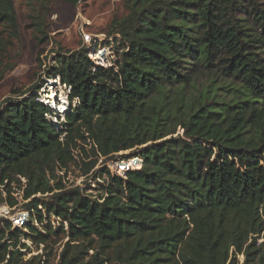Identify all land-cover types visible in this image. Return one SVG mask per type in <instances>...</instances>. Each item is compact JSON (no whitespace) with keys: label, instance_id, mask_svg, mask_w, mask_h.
<instances>
[{"label":"trees","instance_id":"trees-1","mask_svg":"<svg viewBox=\"0 0 264 264\" xmlns=\"http://www.w3.org/2000/svg\"><path fill=\"white\" fill-rule=\"evenodd\" d=\"M262 6L126 0L128 14L109 34L118 35L119 75L94 64L85 48L59 52L47 66V78H59L77 101L64 122L49 118L55 109L38 86L0 103V207L18 205L13 186L25 180L19 191L30 214L21 226L0 219V264H45L62 235L59 264H82L77 256L89 251L85 264H240L238 256L264 264ZM0 26L17 36L13 0H0ZM95 54L101 61L104 53ZM99 123L93 153L128 151L136 138L143 164L126 163L134 169L126 178L105 169L94 199L66 191L58 173L78 165L80 142L89 144L84 131ZM26 242L44 254L25 260Z\"/></svg>","mask_w":264,"mask_h":264},{"label":"rangeland","instance_id":"rangeland-1","mask_svg":"<svg viewBox=\"0 0 264 264\" xmlns=\"http://www.w3.org/2000/svg\"><path fill=\"white\" fill-rule=\"evenodd\" d=\"M256 1L264 7V0ZM13 2L17 17V36L14 37L7 27L0 26V43L4 44H0V103L9 98L27 96L31 89L38 86L40 87L38 97L57 112H53L54 116L49 118L54 123H62L66 113L63 114L60 110L61 106L66 107L67 110L75 107L77 101L70 103V91L61 84L59 78L56 80L47 78V66L55 65L54 57L59 52L72 56L85 48L94 64L104 66L111 75H119L114 73H118L121 67L118 62L120 55L118 53L121 52L118 51V45L115 43L118 35L109 34L111 24L127 16L126 0H85L78 6L67 4L62 0H13ZM96 52L104 53L101 60L104 63L94 59ZM111 85L114 89L118 88L114 81H111ZM103 132L100 123L95 128L91 127L88 132L84 131L89 144L80 142L83 149L77 152L78 165L71 168L68 173L64 171L58 173L66 186V191L80 188L85 194L97 199L102 195L101 188L107 179V177L99 178L105 169H109L115 176L126 178V173L134 170L133 167L125 170L118 165L136 160L142 167L141 159L136 158L139 148L136 138L135 145L128 151L116 154L107 152L103 155L99 153L98 148H95L93 153L91 147L94 145L98 147L97 142ZM177 135L182 136L183 131L178 130ZM126 157L131 159H125ZM261 165L264 166V161ZM22 185H25V180L22 181ZM21 186L20 184L13 186L18 205L12 209L6 205L0 207V219L9 220L14 226H20L16 222L19 218H25L27 221L30 217L25 208L29 201L23 202V193L19 191ZM37 197L43 198L41 195ZM46 199L50 198L46 197ZM43 214L50 218L49 221L54 227H58V221L53 216L50 217L47 212ZM35 226L37 227L38 224L35 223ZM67 241L68 239L63 235L54 238L48 249L52 251L50 257L42 253L43 247L37 248L31 242H26L31 250L30 253L25 251V260L44 254L45 264H59V255ZM259 243H264V239L261 238ZM93 255L94 251H89L87 255L82 252L77 256V260L81 257L83 259L80 263L85 264L86 261H91ZM238 261L243 264L244 257L238 256Z\"/></svg>","mask_w":264,"mask_h":264},{"label":"water","instance_id":"water-1","mask_svg":"<svg viewBox=\"0 0 264 264\" xmlns=\"http://www.w3.org/2000/svg\"><path fill=\"white\" fill-rule=\"evenodd\" d=\"M140 162L143 164V161L142 160ZM120 168L125 169V170H129L131 167H129V164L128 165H125V163H123V164H121V167Z\"/></svg>","mask_w":264,"mask_h":264},{"label":"built area","instance_id":"built-area-1","mask_svg":"<svg viewBox=\"0 0 264 264\" xmlns=\"http://www.w3.org/2000/svg\"><path fill=\"white\" fill-rule=\"evenodd\" d=\"M102 62V61H101ZM26 220H25V218H19L16 222L18 223V225H23L24 224V222H25Z\"/></svg>","mask_w":264,"mask_h":264},{"label":"bare ground","instance_id":"bare-ground-1","mask_svg":"<svg viewBox=\"0 0 264 264\" xmlns=\"http://www.w3.org/2000/svg\"><path fill=\"white\" fill-rule=\"evenodd\" d=\"M65 108H66V107H62V106H61L60 110H61L62 112H64V111H65Z\"/></svg>","mask_w":264,"mask_h":264}]
</instances>
